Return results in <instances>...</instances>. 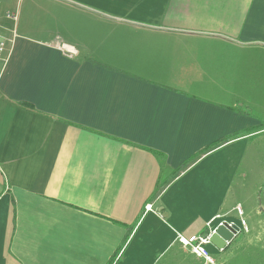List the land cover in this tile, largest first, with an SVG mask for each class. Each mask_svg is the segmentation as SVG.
<instances>
[{"label":"crops","instance_id":"0c3cea01","mask_svg":"<svg viewBox=\"0 0 264 264\" xmlns=\"http://www.w3.org/2000/svg\"><path fill=\"white\" fill-rule=\"evenodd\" d=\"M12 12L0 14L14 34L0 58V264H209L176 234L215 217L190 206L207 145L264 129L236 104L240 85H264V0Z\"/></svg>","mask_w":264,"mask_h":264},{"label":"rangeland","instance_id":"374dc122","mask_svg":"<svg viewBox=\"0 0 264 264\" xmlns=\"http://www.w3.org/2000/svg\"><path fill=\"white\" fill-rule=\"evenodd\" d=\"M17 1L0 0V14L12 12ZM238 91L237 109L258 119L255 127H263L264 85L249 88L240 85ZM237 134L234 132L207 145L209 149L218 147L205 154L208 156L204 166L189 175L204 183L197 187L200 192L197 203L190 206L202 216L228 215L239 225L235 208L240 207L245 227L240 226L222 250L208 244V251L216 264H264V129L246 138L229 140ZM173 172L176 171H166L165 178ZM175 187L174 184L172 189Z\"/></svg>","mask_w":264,"mask_h":264},{"label":"built area","instance_id":"2783aa9c","mask_svg":"<svg viewBox=\"0 0 264 264\" xmlns=\"http://www.w3.org/2000/svg\"><path fill=\"white\" fill-rule=\"evenodd\" d=\"M5 16L15 21L17 15L15 12H7ZM12 35L13 36L9 38L3 35L2 33H0V58L2 57V54L7 47V44L13 42L14 34ZM59 48H61L66 55H73L76 52V50L72 46L67 45L65 43H59ZM146 208L151 209V204H147ZM235 210L237 214L239 215L240 225L236 223L233 219H223V218H220L221 216L217 215L211 218L206 223V231L203 234L184 235L181 233H177L176 234L177 241L181 243L184 247L188 248L197 257L204 259L206 263L214 264L215 263L214 259L212 258L209 251L207 250V245L210 244V236L215 231V228L218 225L222 224L223 222H227L229 226H232V224L235 223L239 227V230H240V226L245 227L246 225V222L244 218L242 217V214H243L242 209L237 206ZM239 230L237 232H239Z\"/></svg>","mask_w":264,"mask_h":264},{"label":"water","instance_id":"95a60500","mask_svg":"<svg viewBox=\"0 0 264 264\" xmlns=\"http://www.w3.org/2000/svg\"><path fill=\"white\" fill-rule=\"evenodd\" d=\"M239 230V227L234 223L229 226L227 222H223L215 228V231L210 236V244L219 250L223 249L231 238Z\"/></svg>","mask_w":264,"mask_h":264},{"label":"trees","instance_id":"16d2710c","mask_svg":"<svg viewBox=\"0 0 264 264\" xmlns=\"http://www.w3.org/2000/svg\"><path fill=\"white\" fill-rule=\"evenodd\" d=\"M209 149L208 147L206 149H204L202 152H204L205 150ZM186 164L181 165L182 167L185 166Z\"/></svg>","mask_w":264,"mask_h":264},{"label":"clouds","instance_id":"9594fccd","mask_svg":"<svg viewBox=\"0 0 264 264\" xmlns=\"http://www.w3.org/2000/svg\"><path fill=\"white\" fill-rule=\"evenodd\" d=\"M227 245V244H226Z\"/></svg>","mask_w":264,"mask_h":264}]
</instances>
